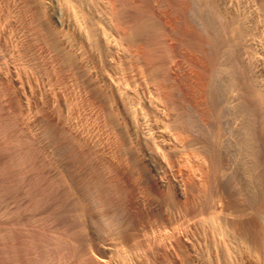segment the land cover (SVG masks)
Returning a JSON list of instances; mask_svg holds the SVG:
<instances>
[{
  "label": "bare ground",
  "instance_id": "6f19581e",
  "mask_svg": "<svg viewBox=\"0 0 264 264\" xmlns=\"http://www.w3.org/2000/svg\"><path fill=\"white\" fill-rule=\"evenodd\" d=\"M202 263L264 264V0H0V264Z\"/></svg>",
  "mask_w": 264,
  "mask_h": 264
},
{
  "label": "rangeland",
  "instance_id": "374dc122",
  "mask_svg": "<svg viewBox=\"0 0 264 264\" xmlns=\"http://www.w3.org/2000/svg\"><path fill=\"white\" fill-rule=\"evenodd\" d=\"M181 60H182V59H181ZM186 220H187V222H188L189 224H193V223H194V221H193V219H191V217H190V218H187ZM187 222H186V223H187ZM186 225H187V224H186ZM186 225H185V226H186ZM182 227L184 228L183 223H182ZM183 228H182V229H183ZM193 254H194V253H193ZM194 255H195V254H194ZM202 264H205V263H202Z\"/></svg>",
  "mask_w": 264,
  "mask_h": 264
}]
</instances>
